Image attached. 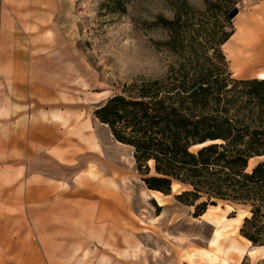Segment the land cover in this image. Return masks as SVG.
<instances>
[{"label":"rangeland","instance_id":"374dc122","mask_svg":"<svg viewBox=\"0 0 264 264\" xmlns=\"http://www.w3.org/2000/svg\"><path fill=\"white\" fill-rule=\"evenodd\" d=\"M123 1L121 12L110 0H16L15 74L21 82L12 109L9 79L0 84V264H264L263 251L252 253L240 234L250 216L247 205L219 202L194 217L192 208L173 198L178 187L168 195L148 191L132 149L116 144L94 119L92 111L107 97L152 79L124 70L138 36L121 28ZM171 3L177 9L174 32L159 18L152 25L163 30L162 38L151 40L155 48L170 49L177 62L189 49L202 53L216 45L232 78L264 73V0H204L203 10L187 0ZM232 9L236 14L228 18ZM223 35L228 37L220 42ZM39 122L56 134L87 124L115 150L124 182L145 200L120 212L124 182H114L118 205L112 214L84 183L86 170H69L46 156L50 150L27 151V130ZM7 137L15 148L10 158Z\"/></svg>","mask_w":264,"mask_h":264},{"label":"trees","instance_id":"16d2710c","mask_svg":"<svg viewBox=\"0 0 264 264\" xmlns=\"http://www.w3.org/2000/svg\"><path fill=\"white\" fill-rule=\"evenodd\" d=\"M110 3L124 11L123 0ZM159 23L174 32L173 21ZM92 115L132 149L148 191L178 187L173 198L194 217L219 202L247 205L240 234L264 247V79L232 78L216 45L189 49L164 76L123 86Z\"/></svg>","mask_w":264,"mask_h":264},{"label":"crops","instance_id":"0c3cea01","mask_svg":"<svg viewBox=\"0 0 264 264\" xmlns=\"http://www.w3.org/2000/svg\"><path fill=\"white\" fill-rule=\"evenodd\" d=\"M15 13L16 0H0V84L2 83L1 79H9L8 93L10 97H8V109H12L11 104L15 103L16 94L17 92L19 93L16 83L21 82L20 80L17 82L15 74L17 61L14 50L16 37L13 28ZM233 56L235 59L238 58L237 54H233ZM256 78H264V73L257 74ZM26 140L28 143L27 151L30 150L43 155L44 151L50 150V154H46V156L56 157L62 163L68 164L69 170H86L88 175L83 178L84 183L92 186L100 198L110 204L112 214L117 211L115 207L118 204L116 205L114 202L117 190L115 187L113 188V184L114 182L121 184L126 181L125 172L121 169V161L118 159L115 150L92 132L87 124L78 125L56 134L53 131L48 133V129L39 122L28 128ZM11 142L12 140L7 137L6 152L8 158H10V155L15 156V148L11 145ZM115 143L121 145L116 141ZM89 176H93V181L90 180ZM144 190L146 189L144 188ZM119 196L122 197L121 193H119ZM148 200L149 197L146 198V202ZM121 204L120 212H127L126 204L124 202ZM112 214L109 213L106 216L112 218ZM116 214L118 213L116 212ZM122 220L121 217L117 219L118 222H122ZM248 253L250 254V251Z\"/></svg>","mask_w":264,"mask_h":264},{"label":"clouds","instance_id":"9594fccd","mask_svg":"<svg viewBox=\"0 0 264 264\" xmlns=\"http://www.w3.org/2000/svg\"><path fill=\"white\" fill-rule=\"evenodd\" d=\"M190 7L203 10L204 0H187ZM177 9L171 0H127L125 13L121 17V28L138 36L137 45L124 61V70L131 75H144L146 78L164 76L169 66L178 58L170 49H157L151 40L160 39L163 31L156 25L159 18L174 20Z\"/></svg>","mask_w":264,"mask_h":264},{"label":"bare ground","instance_id":"6f19581e","mask_svg":"<svg viewBox=\"0 0 264 264\" xmlns=\"http://www.w3.org/2000/svg\"><path fill=\"white\" fill-rule=\"evenodd\" d=\"M262 75V74H261ZM261 79V78H260ZM264 79V78H262ZM88 135V134H87ZM84 138V137H83ZM92 139V138H91ZM97 139V138H96ZM94 140V139H93ZM71 141V140H70ZM81 141V140H80ZM85 141V140H84ZM95 145V144H94ZM99 147V146H98ZM123 189L120 190V193L122 195V198H123V202L126 204L127 206V209H129L132 205L134 207H137V205L139 204L137 201L138 200H145V198L143 197L144 194L141 195V199H140V196L139 197H136L134 195V192L132 190V187L129 183H123ZM123 191V192H122ZM138 198V199H137ZM143 202V201H141ZM125 208V207H124ZM258 250H262L263 253H264V247L262 246H253L252 247V253L255 254V252H257Z\"/></svg>","mask_w":264,"mask_h":264},{"label":"water","instance_id":"95a60500","mask_svg":"<svg viewBox=\"0 0 264 264\" xmlns=\"http://www.w3.org/2000/svg\"><path fill=\"white\" fill-rule=\"evenodd\" d=\"M235 14H236V9H232V10L227 14V17H228V18H232Z\"/></svg>","mask_w":264,"mask_h":264}]
</instances>
